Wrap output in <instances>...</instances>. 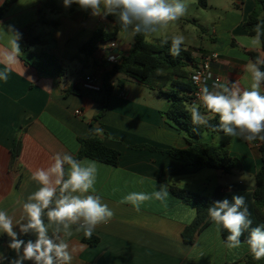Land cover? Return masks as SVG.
I'll return each mask as SVG.
<instances>
[{
    "label": "crops",
    "instance_id": "obj_1",
    "mask_svg": "<svg viewBox=\"0 0 264 264\" xmlns=\"http://www.w3.org/2000/svg\"><path fill=\"white\" fill-rule=\"evenodd\" d=\"M4 1L0 0V5ZM184 2L187 10L194 3ZM206 4L205 8L197 7L213 10L211 18L200 21L210 29V35L201 41L209 42L206 47L182 45L194 61L187 70L191 72L196 63L216 53L218 59L210 67L212 74L221 82L239 80L242 87H248L250 75L245 68L249 62H256L261 45L241 25L253 10L254 0H206ZM190 16L186 12L179 19V27ZM114 18L93 17L76 4L65 8L63 0H15L5 10L0 25L5 31L13 26L22 34V54L7 82L0 81V210L13 216L14 222L19 220L22 210L16 201L26 200L39 187L31 179L32 171L46 167L56 153L67 152L76 159L97 163L96 194L114 212L111 221L99 225L93 233L92 237L98 239L96 245L83 242V233L73 231L71 237H66L76 250L72 264H245L248 245L242 241L239 248H228L212 221L196 232L192 243L183 241L182 231L193 221L196 211L176 197L171 188L213 200L224 191H252L261 164L258 145L209 131L197 140L227 149L229 156L238 159L234 170H238L244 182L229 181L226 175H233L234 170L224 174L201 164L182 165L159 152L188 147L186 136L162 114L167 98L139 86L131 90L126 81L135 80L121 75L106 110L95 121V126L102 129L99 137L103 145L118 152L117 164L77 158L80 139L87 136L88 125L103 100V90L94 92L78 87L81 78L94 70L99 46L89 57L77 55L78 49L95 29L111 31L116 25ZM164 29L150 42L171 39L174 34ZM116 40L123 56L127 55L132 42L124 43L117 35ZM7 47L8 38L0 35V51ZM252 53H256L255 58ZM46 56L57 60L63 72H41L36 66ZM193 102L191 99L188 106ZM76 110L81 113L76 115ZM201 111L205 110L201 107ZM141 146L152 149H136ZM161 185H167L169 193L163 203L146 201L137 212L132 205L120 202L130 192L152 193ZM7 239L0 233V252L5 255Z\"/></svg>",
    "mask_w": 264,
    "mask_h": 264
},
{
    "label": "clouds",
    "instance_id": "obj_2",
    "mask_svg": "<svg viewBox=\"0 0 264 264\" xmlns=\"http://www.w3.org/2000/svg\"><path fill=\"white\" fill-rule=\"evenodd\" d=\"M73 4L90 11L93 17L114 16L125 32L146 37L167 28L187 12L184 0H63L65 8ZM260 34V25H257V42ZM0 35L8 38V47L0 51V65H3L0 81L7 82L20 63L22 34L13 26L5 31L0 25ZM184 43L182 35L173 36L170 54L179 56ZM261 64L264 61L246 65L245 71L250 75L248 87H242L239 80L221 82L216 79L209 85L210 73L203 82L201 74H194L192 80L199 85V92L198 102L194 101L187 108L192 124L210 126V120L218 117L216 130L225 135L241 138L249 144L257 140L264 142V70ZM94 131L103 134L100 128ZM97 171L95 161L79 160L67 152L56 153L49 158L46 167L34 169L31 179L39 187L26 200L16 201L22 210L20 219L14 222L13 216L0 210V233L9 238L8 248L15 253L10 259L0 252V264H72L76 250L66 237H71L75 231L91 238L99 225L109 223L114 216L109 205L96 194ZM168 197L167 185H161L152 193L130 192L120 202L132 205L139 212L146 201L163 203ZM208 216L218 231L228 233L226 246L230 249L239 248L240 238L250 229L245 241L249 252L256 261L264 259V225L252 227L244 196L236 194L231 200L214 201L208 208ZM28 236L34 239L21 238Z\"/></svg>",
    "mask_w": 264,
    "mask_h": 264
},
{
    "label": "trees",
    "instance_id": "obj_3",
    "mask_svg": "<svg viewBox=\"0 0 264 264\" xmlns=\"http://www.w3.org/2000/svg\"><path fill=\"white\" fill-rule=\"evenodd\" d=\"M15 0H5L0 5V19L2 18L7 7ZM200 8L206 7V0H196ZM235 8L238 5H234ZM73 9L70 8V12ZM116 21V18H114ZM257 25H260V45L261 52L256 57V61H264V0H254L253 10L246 16L242 22V29L249 35L257 36ZM119 23L111 31H104L100 28L95 29L89 39L85 41L78 49V54L85 57L91 56L97 49L99 43L116 39L120 29ZM34 41L32 40V43ZM35 43V42H34ZM171 39L157 38L152 42L146 40L144 35H133L132 44L127 55L122 56L119 63L108 70L103 77V100L100 104V110L94 117L93 122L89 123L88 134L85 138L80 139V151L77 158H90L108 165L115 166L118 162V152L103 145L99 134L95 133V121H97L106 110L108 98L112 90L120 85L119 76L132 78L145 88L156 92L159 96L167 98L168 104L162 111L164 117L186 136L188 147L185 149L171 148L169 150H159L160 153H166L170 157L179 160L182 165L201 164L210 169L219 170L224 174L231 173L237 166V158L231 157L228 150L223 146H216L209 143H199L197 140L202 133L209 131L211 133H223L216 130L218 126V117L210 120V126H196L192 124L190 113L187 110L188 104L192 99L191 93L193 88L189 82L190 73L187 70L188 65L194 64L191 52L182 47L181 54L174 57L170 54ZM261 54V55H260ZM41 72L53 75L63 72L57 60L46 56L41 63L36 66ZM264 70V64L260 65ZM100 90V91H101ZM250 145L257 147V152L261 161L260 167L256 172L255 187L252 191H224L216 200L227 198L231 200L233 195L244 196L246 206L252 219V227L264 225V142L259 140ZM152 149L141 146L136 149ZM171 192L180 198L185 204L193 207L196 215L193 221L182 231V239L186 244L192 243L196 232L206 226L211 219L208 216V208L216 200L202 196L190 191L179 188H171ZM250 229L245 231L241 241H246ZM224 240L228 233L220 230ZM24 239L33 238L31 236L21 237ZM98 239L95 237H84L83 242L88 245H96ZM9 239L6 240L7 254L10 259L14 258L15 253L8 248ZM245 264H264V259L256 261L252 258L250 252L245 257Z\"/></svg>",
    "mask_w": 264,
    "mask_h": 264
},
{
    "label": "built area",
    "instance_id": "obj_4",
    "mask_svg": "<svg viewBox=\"0 0 264 264\" xmlns=\"http://www.w3.org/2000/svg\"><path fill=\"white\" fill-rule=\"evenodd\" d=\"M99 46V47H98ZM99 55L97 57L96 65L94 70L81 78V81L78 83V87L86 90H91L94 92H99L102 89L103 85V77L105 73L110 70L114 65L119 63L123 54L120 50L119 42L116 39H111L97 45ZM112 57H118L117 59H112ZM218 59V55L216 53H211L208 56L204 57L201 61L195 64L192 69L189 77V82L193 88L191 93L192 100H197V94L199 92V85L192 80V76L194 74H201L202 82L205 77L210 73L212 79L208 81H214L219 79L217 76L213 75L210 67L213 61ZM76 115H79L80 110H76L74 112Z\"/></svg>",
    "mask_w": 264,
    "mask_h": 264
},
{
    "label": "rangeland",
    "instance_id": "obj_5",
    "mask_svg": "<svg viewBox=\"0 0 264 264\" xmlns=\"http://www.w3.org/2000/svg\"><path fill=\"white\" fill-rule=\"evenodd\" d=\"M189 0H187L188 2ZM193 4L189 5V8L187 12L190 13L189 20L186 23H182L181 27L180 21L173 22L168 25L167 28L164 30L170 35H182L185 38V43L188 45H191L192 47H199L203 46L206 47L209 41H203L202 39H206L208 35H210V29L208 25L202 24L200 21L205 18H211V14H213L212 9H199L196 5V0H193ZM210 3L215 2V0H209ZM186 26V28H183ZM113 30V29H110ZM160 35V31L157 33L152 34L151 36L146 37L147 41H151L156 35ZM117 39L121 40L124 43H131L132 42V33L125 32L122 28L119 29L117 33ZM87 71L84 69V72ZM86 73V72H85ZM132 79V78H131ZM134 80V79H133ZM134 83H131L130 81H126V83L130 86L131 90L135 89L136 86H139V88H144V90H147L145 87H143L142 84L138 83L137 81H133ZM133 85V86H132ZM142 90V89H141ZM227 178H229V181H241L244 182L242 175L238 172V170H234L233 175H226Z\"/></svg>",
    "mask_w": 264,
    "mask_h": 264
}]
</instances>
